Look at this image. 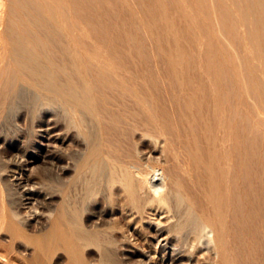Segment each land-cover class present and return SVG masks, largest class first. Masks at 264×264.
I'll list each match as a JSON object with an SVG mask.
<instances>
[{"label":"bare ground","instance_id":"bare-ground-1","mask_svg":"<svg viewBox=\"0 0 264 264\" xmlns=\"http://www.w3.org/2000/svg\"><path fill=\"white\" fill-rule=\"evenodd\" d=\"M40 131L69 142L42 152L41 216L0 166L28 264H151L131 240L193 264L205 235L209 264H264V0H0V154Z\"/></svg>","mask_w":264,"mask_h":264},{"label":"rangeland","instance_id":"rangeland-1","mask_svg":"<svg viewBox=\"0 0 264 264\" xmlns=\"http://www.w3.org/2000/svg\"><path fill=\"white\" fill-rule=\"evenodd\" d=\"M34 141H35V145L37 148L35 151L36 153H34L35 158H33V159H25L26 157L22 158L17 153H15L16 151L9 152L8 154L5 153V155L3 153L2 154L3 156L0 154V166L2 168L1 176L5 178V181H7L8 183L11 182V184H13L14 187H16L13 190H11V192L13 194L10 192V196L8 198H10V200L14 199L13 205H15V206L17 204H21L20 202H22V204L20 206L19 213H21L24 217L28 218L30 221H32V219L34 217L41 216L40 213L42 211L41 210L42 206L41 205L39 206L41 198L40 197H39V199L37 198V201L35 200V196L33 198H31L33 196L32 194H34L35 192H40V191L42 192V188H43L42 184H44L43 183L44 182V171H43L42 152L46 148H49V147L57 148L60 145H61L60 147H62L63 149H66L69 145V142H66V141L58 142L54 138L52 139V137L48 136L47 134H45L42 131H40L38 134H36ZM1 150L3 151V149H1ZM17 155L19 156V158H17L18 157ZM22 159H23V161H22ZM11 160H16V164L17 163H19V164H17V165L12 164L10 162ZM120 213L118 215H120ZM122 214L128 218V216H127L128 214H126L124 212L121 213V215ZM155 214L152 213L151 216L148 215L149 217L146 216V217H144L145 220L143 219L144 225L148 223L147 225H150V228L152 230H155L156 228L162 227V226H164V224H166V223H164V220H166L165 214H160V215L159 214L155 215ZM127 218H126V220L128 221L129 218L128 219ZM161 224H163V225H161ZM130 228H133L132 230H138L137 226H132ZM129 232L130 231L128 230L127 233H129ZM30 233L32 234V232H30ZM31 234H28V235H31ZM4 235H6V234H4ZM4 235H2L1 237H3ZM149 237H150V235H149ZM203 237H202L203 239L201 238L200 239L201 241H199V243L196 245V247H195L196 250L191 248V247L189 248V250H192L193 252L195 251L193 256H192V259H191V261L193 260L192 261L193 264H209L210 262H212L214 260L213 259V257H215L214 253H213L211 247H209L211 244L206 242L207 241L206 235ZM21 239L19 238L17 242H16V240H17L16 239L14 241V243H12V244H15L14 248H13V245L10 246L11 242H7L8 238L6 239V241H4L5 243H2L3 241L2 242L0 241L1 242L0 255L1 254L5 255V256L1 255L0 264H7V262H9L10 260H11V263H13V264H28L29 259H31L30 254L32 252H34V247L30 246L31 244L28 243V241H26V240L23 241ZM24 239H26V238L24 237ZM131 241L134 242L135 245H137V247H135V245L133 243L129 244L130 246L134 245L135 248L131 246L132 248H134L133 250H137V251L139 250V252L142 251L144 253V255L146 254V256L148 255L149 257L152 258V259L150 258L151 264H172L173 263L171 260L169 261V258H168V252L169 251H166L163 254L161 252V250H159V248H157V250H152L151 251L152 254H151L150 249L144 248L145 245L142 242L133 241V240H131ZM20 242H21V244H19ZM6 243H9L10 245L9 244L8 245L10 247ZM152 249H154V247H152ZM17 252H18V254H17ZM22 253H24V255L25 254L26 255L22 256L23 255ZM6 254H8L9 256ZM90 257H92L94 259L96 258V256H88L89 259H91ZM142 257H144V256H142ZM176 257L178 260H176L175 264H187V261H186L187 257L186 256L185 257L184 256H176ZM25 258H27V259H25ZM66 258H67V256H62V254H60L59 256H54V258H53L54 260H52L51 263H53V264H64L67 262ZM134 259H133V262L134 261L138 262L139 256H135Z\"/></svg>","mask_w":264,"mask_h":264}]
</instances>
